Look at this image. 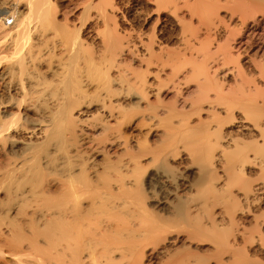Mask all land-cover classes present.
<instances>
[{"label":"bare ground","instance_id":"obj_1","mask_svg":"<svg viewBox=\"0 0 264 264\" xmlns=\"http://www.w3.org/2000/svg\"><path fill=\"white\" fill-rule=\"evenodd\" d=\"M0 264H264V0H0Z\"/></svg>","mask_w":264,"mask_h":264},{"label":"built area","instance_id":"obj_2","mask_svg":"<svg viewBox=\"0 0 264 264\" xmlns=\"http://www.w3.org/2000/svg\"><path fill=\"white\" fill-rule=\"evenodd\" d=\"M5 24H6L7 26H9V25L11 24V20H6V21H5Z\"/></svg>","mask_w":264,"mask_h":264}]
</instances>
